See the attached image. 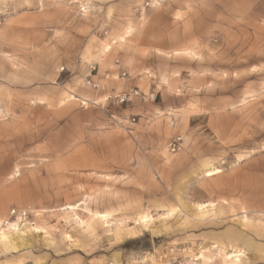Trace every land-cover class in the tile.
Returning a JSON list of instances; mask_svg holds the SVG:
<instances>
[{
	"label": "rangeland",
	"instance_id": "1",
	"mask_svg": "<svg viewBox=\"0 0 264 264\" xmlns=\"http://www.w3.org/2000/svg\"><path fill=\"white\" fill-rule=\"evenodd\" d=\"M0 234V264H264V0H0Z\"/></svg>",
	"mask_w": 264,
	"mask_h": 264
},
{
	"label": "built area",
	"instance_id": "2",
	"mask_svg": "<svg viewBox=\"0 0 264 264\" xmlns=\"http://www.w3.org/2000/svg\"><path fill=\"white\" fill-rule=\"evenodd\" d=\"M133 95H137V93H133ZM118 101H119V103H124V102H126L127 101V95L126 94H123V95H120L119 97H118ZM174 146V145H173ZM20 214L21 215H24L25 213L24 212H20ZM11 215H15V211H12L11 212Z\"/></svg>",
	"mask_w": 264,
	"mask_h": 264
},
{
	"label": "bare ground",
	"instance_id": "3",
	"mask_svg": "<svg viewBox=\"0 0 264 264\" xmlns=\"http://www.w3.org/2000/svg\"><path fill=\"white\" fill-rule=\"evenodd\" d=\"M216 172H217V171H216ZM213 174H215L214 171H213V173H208L206 176H211V175H213ZM0 238H2L3 240L6 239V237H5L4 235H2V234H0Z\"/></svg>",
	"mask_w": 264,
	"mask_h": 264
}]
</instances>
